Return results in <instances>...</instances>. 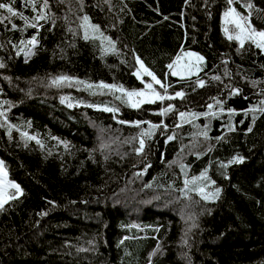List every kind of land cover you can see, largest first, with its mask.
I'll return each mask as SVG.
<instances>
[{
  "label": "trees",
  "instance_id": "trees-1",
  "mask_svg": "<svg viewBox=\"0 0 264 264\" xmlns=\"http://www.w3.org/2000/svg\"><path fill=\"white\" fill-rule=\"evenodd\" d=\"M251 2L264 10V0ZM242 3L233 6L247 14ZM49 5L55 23L41 21L40 43L27 63L9 41L18 44L37 30H24L19 17L0 24V62L6 65L0 68V111L7 118L0 116V160L23 190L0 211V264H149L157 245L152 264H264V52L227 39V0H83L82 11L79 0ZM13 7L30 20L35 15L23 0ZM84 14L115 42V51H103L109 45L98 37L82 38ZM256 17L253 26L264 29V11ZM186 51L204 57L191 79L167 67ZM137 56L171 85L169 94L183 91L185 97L137 110L116 99L120 92L87 87L104 82L141 90ZM59 75L75 78L72 86H51ZM233 88L240 94L231 95ZM214 97L224 101L223 112ZM169 103L174 113L156 114ZM180 111L219 114L177 128ZM120 120L163 121L167 129H156L137 155L138 141H125L148 125ZM205 128L208 139L198 134ZM169 135L176 138L168 141ZM237 156L242 163L221 167ZM146 164L151 167L136 177ZM205 169L216 182L207 191L219 187V198H183L184 180Z\"/></svg>",
  "mask_w": 264,
  "mask_h": 264
},
{
  "label": "snow or ice",
  "instance_id": "snow-or-ice-1",
  "mask_svg": "<svg viewBox=\"0 0 264 264\" xmlns=\"http://www.w3.org/2000/svg\"><path fill=\"white\" fill-rule=\"evenodd\" d=\"M105 3L110 4V0H104ZM15 3V0H9V3H0V9L6 10L9 15L5 16L3 14H0V24H4L5 21L11 22L12 17H19L24 21V30L27 28H34L36 29V34L32 35L27 40H21L18 44L12 43L9 41L10 44H12V47L16 49V56L23 55L25 63L28 62V59L31 58V56L35 55V49L39 45L40 41L38 39L39 37V29L43 27V24L41 21H49L51 20L53 25L55 23V17L50 15V5L49 0H23V3L25 7H31L32 11L35 13V15L31 18V20L24 16L22 12L17 11L13 5ZM79 3L81 5V11L83 10V0H79ZM241 3V0H227V4L229 7L227 10L223 13L224 16V34L227 36L228 40H237L239 42L240 49L244 48L245 42L247 41L250 45H254L257 49L261 50V52H264V29L258 30L255 26H253L251 19L253 16V13L255 12L257 14L256 18H261V12L264 10L256 8V6L251 2V0H243L242 7L247 10V14H242L241 12L237 11L236 7H234V4ZM39 5V7H38ZM80 19L79 27L83 30V39L84 40H95L97 37L101 40V42H107L109 45L108 49H103V51L111 50L115 51V42L108 36L104 35V32L101 31V28L99 25L91 23V18L84 14ZM231 26V29L229 28ZM10 30H17V25L15 23H11V29ZM69 31H72L74 34L75 30L69 28ZM0 47H3L2 44H0ZM239 50V49H238ZM183 51V50H182ZM184 56L189 57H195L196 59V65H193L191 67L189 66H181L177 67L179 65V62L181 60V56L177 55L175 60H173L172 63L168 64L167 67L169 70H171V75L173 76H179L181 79H191V76L194 74H197L202 69L199 67L200 64L204 62V57L200 56L197 53L193 52H183ZM136 63L139 65L134 75L137 76L138 79H140L142 82H144V88L141 90H127L123 87V85H116V84H105L104 82H100L99 85H92L88 84L87 87L89 89L93 87L101 88V89H108V90H115L116 92H120L122 95L117 96L116 99L121 100L123 103H125L127 106L141 110L142 107L146 104H155L157 102H164L166 100L171 101L176 98L183 99L185 97V93L183 91H177L174 94L168 93V88L171 87L170 84H166L163 82L160 78L157 77V75L150 70L145 64L144 61L140 59V57H135ZM6 65L3 62H0V68H4ZM193 68H195V72L193 71ZM226 75H231L230 73H226ZM150 77V82H145L144 77ZM167 76V74H166ZM165 76V78H166ZM7 79V78H6ZM75 78L66 76V75H59L51 80V86H63L64 84H68L69 86H72V81ZM215 80H219L220 77L215 76L213 77ZM77 83H85L83 81H77ZM197 86L198 87H204L205 81L203 79H199L197 76ZM255 84V82H253ZM156 86H159V90ZM241 92L238 88H233L231 91V95H239ZM215 101V106L220 108V112L224 111L223 104L224 101L212 98ZM4 103H7L6 101ZM261 105H264V101H261ZM71 106V105H69ZM2 107V105H0ZM89 107H93V105H89ZM99 107V106H96ZM213 104H208L207 108L209 110L213 109ZM103 111L106 112H119V108L115 107H103ZM260 112H264V106L260 107ZM176 111L175 106L171 103H169L166 107L160 108L159 111L156 113L160 116H167L170 113H174ZM248 111L255 112L256 109L252 108ZM229 114H234V109H228ZM219 113L213 112V111H206L203 113H188L184 111H180L178 113L179 118L181 120V123L177 124L176 127H182L183 123H192L194 119H196L198 116H216ZM0 116H5L4 111H0ZM5 119L6 116H5ZM255 120V117H253V121ZM118 123L121 124H130L134 127L141 128L142 125L147 124L148 127L146 129H143L139 132L138 136L132 137L129 140H126L125 143H131L133 141H138L139 146L134 149L137 155H141L144 153L145 150V142L146 139H150L153 135L156 129L164 128L167 129V125L161 121L159 124L153 123L151 121H123L120 120ZM3 126V125H0ZM228 130L232 131L234 130L231 125L228 126ZM248 131L251 132L252 128L249 127ZM199 135H202L205 139H208V132L205 128L204 130L200 131L198 133ZM23 135L28 136L27 133H24ZM175 135H169L167 137L168 141H171L175 139ZM28 139L30 140H36V142L39 144L40 141L35 136H28ZM221 139V138H217ZM43 146V145H41ZM67 147V145H65ZM243 157L237 156L233 157V159L229 160L226 164H221L222 168L228 167V165L233 163H242ZM150 164H146L144 169L141 172L134 173L136 177H139L143 175L144 172H147L148 168H150ZM182 169L186 166L181 165ZM8 173L4 164L3 160H0V211H3L5 209V205L8 204L10 201L16 200L19 198V196L23 195V190L21 189L20 185L15 182H8L5 184V178L7 177ZM185 175L187 176V172H185ZM215 181L211 180L208 176L207 169L202 171L199 176H193L191 179H185L184 180V187L181 188L179 191L183 198L191 200L190 193H196L200 196L201 199L207 201L212 199L219 198V194L221 192V189L219 187H216L214 191H207L208 185H215ZM145 188H151V184L144 185ZM171 187V186H170ZM14 189V193H10L7 189ZM123 191V190H122ZM158 199V197H157ZM47 213H43V215H46ZM191 219V217H190ZM196 226V225H193ZM132 227H139V225H133ZM156 231H159V229H156ZM124 239H128V237H125ZM124 240H121V244H123ZM183 243L187 245L188 241L187 239L183 240ZM78 251H87V249H78ZM161 251V247L157 245L156 249L150 254L149 257V264H152L151 262V256L156 255L158 252Z\"/></svg>",
  "mask_w": 264,
  "mask_h": 264
},
{
  "label": "rangeland",
  "instance_id": "rangeland-1",
  "mask_svg": "<svg viewBox=\"0 0 264 264\" xmlns=\"http://www.w3.org/2000/svg\"><path fill=\"white\" fill-rule=\"evenodd\" d=\"M227 10V9H226ZM225 10V11H226ZM224 11V12H225ZM224 19V18H223ZM225 27V26H224ZM229 28L231 29V26H229ZM186 52H193V51H186ZM193 53H195V52H193ZM181 56V60H180V62H179V65L177 66L178 68L179 67H181V66H189V67H191V66H193V65H196V59H195V57H189V56H184L183 54H181L180 55ZM199 67L201 68V64L199 65ZM193 71L195 72V68H193ZM194 75H196V74H194ZM193 76V75H192ZM144 81L145 82H150V77L149 78H144ZM143 89V88H142ZM8 173V172H7ZM8 182H15V181H13L10 177H9V175H7V177L5 178V184H7ZM15 183H17V182H15ZM18 184V183H17ZM21 187V186H20ZM22 189V188H21ZM10 193H14V189H7Z\"/></svg>",
  "mask_w": 264,
  "mask_h": 264
}]
</instances>
